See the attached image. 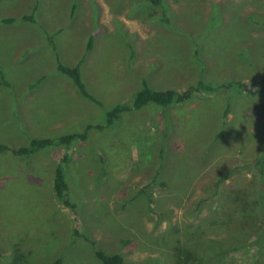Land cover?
<instances>
[{"label": "rangeland", "instance_id": "1", "mask_svg": "<svg viewBox=\"0 0 264 264\" xmlns=\"http://www.w3.org/2000/svg\"><path fill=\"white\" fill-rule=\"evenodd\" d=\"M160 3L0 0V31L61 28L67 33L49 40L63 39L72 52L95 31L104 82L91 91L102 101L130 105L119 70L134 90L146 83L181 91L201 81L214 88L183 103L123 111L102 130L88 129L84 140L14 156L10 148L32 138L104 125L107 106L62 131L45 130L16 115L2 80L0 264H102L95 250L120 254L123 264H199L211 241L228 249L218 264H255L264 223V174L254 165L264 154V0ZM65 155L73 207L52 187Z\"/></svg>", "mask_w": 264, "mask_h": 264}, {"label": "crops", "instance_id": "2", "mask_svg": "<svg viewBox=\"0 0 264 264\" xmlns=\"http://www.w3.org/2000/svg\"><path fill=\"white\" fill-rule=\"evenodd\" d=\"M94 32L84 34L77 42V50L72 52L67 50L63 39L49 40L51 36L67 33L61 28L0 31V36L11 38L0 40V70L4 74L0 77V87L2 80L9 84L8 87L4 86L13 98L11 103L17 116L30 120L32 124L35 121L34 127L52 131L60 128L62 131L64 127L96 116L102 104H106L107 111L117 103L124 104L118 99L102 101L99 95L91 91L92 85L104 82L103 77L97 75V70L103 68V58L102 55L99 57L100 43L91 40L96 35ZM58 64L77 67L81 81L93 99L83 95L72 78L58 69ZM117 75L121 77L119 81L123 78L121 86L130 93L128 98L131 104L133 95L139 89H133L124 71L119 70ZM116 96L124 98L126 95L124 91H118ZM89 124L90 122L82 130L78 128L73 132H82Z\"/></svg>", "mask_w": 264, "mask_h": 264}, {"label": "trees", "instance_id": "3", "mask_svg": "<svg viewBox=\"0 0 264 264\" xmlns=\"http://www.w3.org/2000/svg\"><path fill=\"white\" fill-rule=\"evenodd\" d=\"M154 4H161L160 0H151ZM24 19H32L31 16H24ZM6 21V19H5ZM90 47V43L88 44ZM58 69L67 74L72 78L73 82L77 85L80 92L93 99V97L87 92L83 82L81 81L79 70L77 67H66L64 65L58 64ZM260 89L264 90V77L259 80ZM214 88L204 84L202 81L198 82L195 86L187 87L184 90H157L149 87L146 83H144L143 87L140 88L133 95L131 104L126 105L122 103L115 104L112 108H110L105 115V124L104 125H88L84 132L82 133H70L61 135L56 139H51L49 137L42 138H32L27 147L21 146L18 148H10V152L14 156H24L29 155L31 148H40L48 145L54 144H68L70 141L74 140H84L87 138V130L91 127H94L98 130H102L105 126L111 125L115 120H117L120 114L123 111L134 109L138 110L145 106L148 103H155L161 106H167L172 103H183L186 99H188L193 93H198L203 90L212 91ZM67 162L66 155L61 157L59 163L56 165L54 174L52 187L53 192L57 199L67 207H73V204L69 201L67 197V184L65 182V165ZM254 165L261 175L264 174V154L259 156L255 161ZM259 203L260 208L263 209L262 213H264V197L259 194ZM229 225L237 226L236 223H229ZM75 233H79L78 230L75 229ZM254 245L257 246L256 251V260L255 264H264V223H262L258 227L257 231V240H254ZM236 249V248H234ZM228 254V249L220 246L215 242H207L205 247V253L201 258V262L199 264H204L207 262L211 263H221L222 259ZM95 256L101 261L102 264H123V257L120 254H112L108 255L100 250H95ZM205 259V261H204ZM52 264H60L59 260H56Z\"/></svg>", "mask_w": 264, "mask_h": 264}]
</instances>
